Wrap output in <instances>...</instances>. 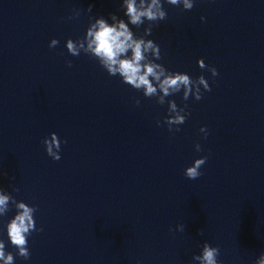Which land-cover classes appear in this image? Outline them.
<instances>
[{"label":"clouds","instance_id":"9594fccd","mask_svg":"<svg viewBox=\"0 0 264 264\" xmlns=\"http://www.w3.org/2000/svg\"><path fill=\"white\" fill-rule=\"evenodd\" d=\"M163 2L173 6L182 5L183 10H191L194 7V0H163ZM121 7L126 9L124 15L127 17V23L124 19L117 20L115 14H111V19L115 23H109L103 17L97 18L95 23L87 28L86 34L82 38L66 40L68 53L72 56H79L83 51L98 61L110 76L118 75L124 84L142 91L145 97H154L159 90L163 93L160 103H163L164 96L179 93L181 90H183L182 99L184 101H187L190 96L197 101L202 99L201 89L211 91L204 75L193 78L185 72L170 71L163 64L156 62L162 58L160 46L154 40L145 39V37L152 34L153 26L156 23L167 18L162 0H123ZM87 10L91 12L92 6L89 5ZM72 18L69 17V19ZM201 20H204V17H201ZM145 21L149 23L144 28L143 35L134 36L129 24L139 28ZM58 43L57 39H52L49 47L54 48ZM67 64L69 67L72 66L71 61H67ZM197 64L199 68L207 69L213 77L219 74L214 66L206 65L203 58L198 59ZM135 103L139 105L140 100L136 99ZM170 107L175 115L165 117L163 122L168 126L170 132H178L180 131L179 127L174 128L173 126L185 123L190 113L186 111V104L181 109H177L175 102L171 101ZM157 124L159 125L160 121H157ZM200 131L205 133V136L207 135L206 127H202ZM50 135L52 137L50 141L47 138L43 140L46 152L53 160H59L61 158L58 154L61 141L55 132ZM64 142L66 143V141ZM54 146L57 152L53 151ZM195 148L196 151H201L198 143ZM206 160L207 157L195 159L192 165L185 169L184 175L190 180L200 177L202 175L200 169ZM8 200V196L0 195V213L5 211ZM17 207L22 211L7 224V236L11 245L18 250L17 254L27 260L30 257L28 237L33 231H43V228L37 229L34 225L33 213L36 208L29 207L25 203H20ZM179 230L183 231L184 225H180ZM4 248L5 244L0 240V260L3 261V264H14L13 254L10 252L6 254ZM218 254V248L210 247L208 243H205L202 256L194 258L201 260V264H217ZM259 264H264V258L260 260Z\"/></svg>","mask_w":264,"mask_h":264}]
</instances>
